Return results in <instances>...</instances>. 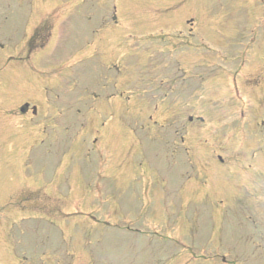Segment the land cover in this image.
Wrapping results in <instances>:
<instances>
[{
	"label": "rangeland",
	"instance_id": "rangeland-1",
	"mask_svg": "<svg viewBox=\"0 0 264 264\" xmlns=\"http://www.w3.org/2000/svg\"><path fill=\"white\" fill-rule=\"evenodd\" d=\"M83 1L59 45L0 51V264H264V98L241 121L231 93L235 73L264 85V1ZM36 4L0 0L9 46L58 7Z\"/></svg>",
	"mask_w": 264,
	"mask_h": 264
},
{
	"label": "water",
	"instance_id": "water-1",
	"mask_svg": "<svg viewBox=\"0 0 264 264\" xmlns=\"http://www.w3.org/2000/svg\"><path fill=\"white\" fill-rule=\"evenodd\" d=\"M23 111V110H22Z\"/></svg>",
	"mask_w": 264,
	"mask_h": 264
}]
</instances>
